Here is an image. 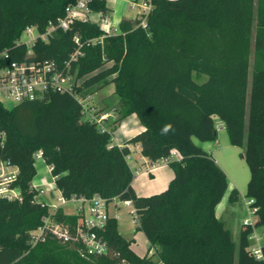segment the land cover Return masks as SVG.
Listing matches in <instances>:
<instances>
[{
  "label": "trees",
  "instance_id": "16d2710c",
  "mask_svg": "<svg viewBox=\"0 0 264 264\" xmlns=\"http://www.w3.org/2000/svg\"><path fill=\"white\" fill-rule=\"evenodd\" d=\"M76 1L0 0V53H7L8 63L53 61L79 81L74 92L81 97L113 84L119 117L102 131L83 119L82 106L69 92L50 91L11 108L0 103V128L7 134L0 160L18 168L14 185L22 196L21 202L0 199V264H264V245L257 259L248 240L253 229L264 227V0H146L151 10L121 21L119 34L76 21L66 31L55 30L47 43L37 40L26 57L25 45L16 44L23 31L35 27L43 33ZM89 11L108 14L107 0H91ZM77 49L80 55L64 70ZM193 73L206 81L195 83ZM132 114L143 130L122 147L112 146L111 131ZM214 117L230 144L244 147L240 156L249 170L245 197L257 222L241 226L237 245L215 215L226 175L192 141L216 140ZM135 144L152 163L179 153V160L167 163L173 178L164 191L135 194L127 163V146ZM38 151L62 198L98 195L108 203L129 202L138 229L158 248L156 259L135 254L133 240L119 235L114 218L99 232L108 255L86 257L50 237L31 246L29 233L50 212L30 188ZM228 199L238 200L235 189ZM52 215L71 225L77 221L61 208Z\"/></svg>",
  "mask_w": 264,
  "mask_h": 264
},
{
  "label": "built area",
  "instance_id": "2783aa9c",
  "mask_svg": "<svg viewBox=\"0 0 264 264\" xmlns=\"http://www.w3.org/2000/svg\"><path fill=\"white\" fill-rule=\"evenodd\" d=\"M91 0H77L74 5H69L65 9V16L57 20L56 24H49L43 33H39L35 27H27L22 34L27 36V40L22 41L21 37L16 44H23L27 48L26 57L33 54L32 47L37 40L47 43L49 37L57 29L62 31L68 30L69 26L76 21H90L91 12L89 11V3ZM142 13L146 15L151 10L148 1L142 3ZM22 36V35H21ZM75 44H79L78 38L74 37ZM80 55L77 49L65 64L68 70L71 62L76 61ZM8 55L5 51L0 53V103L5 100L13 107L26 100L41 99L47 92H69L82 106V114L84 119L96 123L103 131L104 122L111 117L107 112H101L98 115L90 109V100L92 96L81 97L74 92L76 82L74 76L64 71L59 72L53 61L33 62H7ZM3 105V104H2ZM6 131L0 128V144L6 140ZM36 160H44L40 151L33 156ZM181 157L177 151H171L170 157L160 160L161 163L167 164L170 160H179ZM50 172V167H48ZM18 176V168L0 160V199L7 201L21 202L22 196L19 187L14 183ZM53 180V178H52ZM49 185V184H48ZM41 184H34L32 181L30 188L34 191L43 193ZM54 180L45 188L46 195L49 199H54L52 188H54ZM51 194L53 197L51 198ZM36 201V200H35ZM58 206L45 205L50 209L47 216L41 219V225L29 233V243L31 246L39 242H44L48 237L55 239L61 244L69 245L78 250L86 257H97L108 255L109 247L99 232L103 231L109 216V203L98 195H94L90 199L83 197H71L64 199L61 196L56 199ZM37 202V201H36ZM42 206H44L41 202ZM252 201L247 202L250 206ZM61 206L73 207V215L77 216L74 225L57 221L52 213ZM250 208L251 214H255V209ZM242 226H251L254 224L249 218L243 221ZM264 237V234H263ZM260 237L255 233L254 229L249 235V250L257 258L261 259Z\"/></svg>",
  "mask_w": 264,
  "mask_h": 264
},
{
  "label": "rangeland",
  "instance_id": "374dc122",
  "mask_svg": "<svg viewBox=\"0 0 264 264\" xmlns=\"http://www.w3.org/2000/svg\"><path fill=\"white\" fill-rule=\"evenodd\" d=\"M254 29L255 20L253 25V33ZM21 40H27V36L25 34H22ZM253 59L254 56L252 50L249 56L248 81H250L251 77ZM192 79L195 81V83L200 84L206 81L207 77L205 75H196L195 73H193ZM76 84L78 85L79 81L76 82ZM86 96H92L90 100V109L96 112L97 115L101 112H107L111 115V117L104 122V128L110 129L113 120L116 118V116L113 115V112L115 110L119 111V104L117 101L118 99L114 93L113 84L106 85L98 92ZM102 96H104L105 98H102ZM2 104L5 108H11L12 106L5 100L2 102ZM214 124L217 130V137L215 141L201 143L195 138H193L192 141L196 146L201 147L209 155H212L217 165L226 175L227 190L221 202L216 208V217L218 216L221 220H223L226 227L232 229L233 231V227L235 225H238L239 227V225L243 223L242 220L244 218H248L247 212L250 208L246 207L245 205V203L248 201V199L245 197V193L246 185L249 180V170L244 160L240 156L241 153H243L244 147L240 148L232 146L230 144L227 132L217 117H214ZM35 166L37 168V173L33 180L34 184H41V186H44L41 187L44 192L40 193L36 191L34 199L37 202H41L44 206H58V202L56 201V199L59 198L60 195L55 187L52 188V192L55 197L54 199H49L46 195L45 188H49V185L53 181L50 173L47 170V167L42 162V160H36ZM233 189H235L238 194V200L236 203H230L228 199L229 194ZM61 209L67 214L74 213L73 207L71 206H65ZM109 211L115 217L117 232L119 233V235H121L128 241L135 239V245L133 248L135 251L141 252L147 239L143 232L138 229L136 215L133 213L132 206L116 199L110 203ZM250 220L254 224V215L250 216ZM236 229L238 230L239 228L236 227ZM262 231H264V229L262 228L258 230L259 233H261ZM233 233L234 232H232V237L235 244L237 245L239 232H236V234Z\"/></svg>",
  "mask_w": 264,
  "mask_h": 264
},
{
  "label": "crops",
  "instance_id": "0c3cea01",
  "mask_svg": "<svg viewBox=\"0 0 264 264\" xmlns=\"http://www.w3.org/2000/svg\"><path fill=\"white\" fill-rule=\"evenodd\" d=\"M144 1L145 0H107V6L110 10L109 13L106 15H102L99 13L97 14L91 13L90 21L98 23L100 25L101 30L106 35L119 34L120 33L119 25L121 21L123 20L133 21L135 19L140 18V15L143 11L142 3ZM102 98H105V97L102 96ZM113 115L116 116V118L114 119L116 120L119 117L118 111L115 110L113 112ZM142 130H143V127L140 125L136 115L134 114L129 115L126 118L122 119L120 123L111 131L110 144L112 146L122 147L129 138L138 134ZM127 147L130 151L129 156L127 157V163L133 172V179H132L131 186L135 194L138 197H149L151 195L158 194L164 191L167 188L171 179L173 178V172L169 168L168 164H165V163L163 164L161 163V161L154 162V163L150 162L147 158L142 156L141 148L139 144L128 145ZM45 166L47 167V170H48V166L46 164ZM35 169L37 173L36 166H35ZM59 195H60V192H59ZM249 201L250 200L248 199L247 202ZM236 202H233V203H236ZM247 202L245 203V205L246 207L249 208L250 206L247 205ZM123 203L130 204L129 202H123ZM64 207L65 206H61L59 208H64ZM215 215H216V209H215ZM251 215H254L255 217L254 224H256L257 217L254 213L251 214L250 209H249V211L247 212V217L250 219ZM109 216L110 218L115 219V217L112 215V213H110V211H109ZM217 219L220 220L223 223L224 227L230 231L231 237H232V232H234L235 234L236 232H239V229L241 228L243 224L241 223L239 227L238 225H235L232 231V229L226 227L224 221L221 220L218 216H217ZM245 219L247 218H244L242 222ZM236 227L239 229L237 230ZM261 228L264 229V227H257L254 229V231L260 237L259 239L260 246H263L264 245V237H263L264 231H262L261 233L258 232V230ZM132 240L133 241L130 245V248L135 254H137L139 257L147 256V257H151L153 260L156 259L157 253H158L157 247L150 246L146 240L145 245L142 248V251L137 252L133 248L135 245L134 243L135 239H132ZM232 240H233V237H232Z\"/></svg>",
  "mask_w": 264,
  "mask_h": 264
},
{
  "label": "water",
  "instance_id": "95a60500",
  "mask_svg": "<svg viewBox=\"0 0 264 264\" xmlns=\"http://www.w3.org/2000/svg\"><path fill=\"white\" fill-rule=\"evenodd\" d=\"M53 197V195L51 194V198Z\"/></svg>",
  "mask_w": 264,
  "mask_h": 264
}]
</instances>
